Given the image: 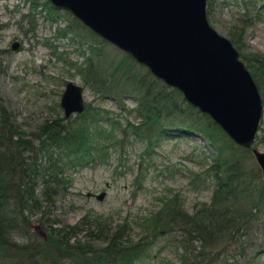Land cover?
Segmentation results:
<instances>
[{"label":"trees","instance_id":"1","mask_svg":"<svg viewBox=\"0 0 264 264\" xmlns=\"http://www.w3.org/2000/svg\"><path fill=\"white\" fill-rule=\"evenodd\" d=\"M256 1L240 0L235 23L258 7ZM36 3L30 0V9ZM43 4L56 10L47 0ZM249 17L230 34L238 48ZM68 31L80 42H93L83 62L66 60L79 72L83 85L100 97L116 99L125 110L121 98L130 93L136 100L131 110L138 120L121 126L108 110L86 103L82 111L44 119L26 133L0 99V264H134L152 244L168 238L177 248L176 259L163 258L162 264H253L259 250L251 239L264 208V181L259 168L245 162V157H252L250 149L232 142L208 115L126 53L119 50L118 57L103 56L98 42H108L73 16L57 34ZM238 52L263 104L264 54ZM169 131H195L216 150L206 168L213 180L207 202L187 211L178 192L168 193L156 210L143 216L144 231L136 239L127 233L124 222L112 228L97 219L90 224L83 217L73 224L55 225L58 219L50 216V207L65 182V168L103 158L108 146L130 135L144 142L142 155ZM260 139L256 134L254 143ZM32 218L44 235L32 228ZM80 229L84 230L82 238L76 237ZM97 240L102 244L97 245Z\"/></svg>","mask_w":264,"mask_h":264},{"label":"rangeland","instance_id":"2","mask_svg":"<svg viewBox=\"0 0 264 264\" xmlns=\"http://www.w3.org/2000/svg\"><path fill=\"white\" fill-rule=\"evenodd\" d=\"M36 1L30 9V0H0V99L21 130L29 133L44 119L62 116L58 100L67 80L83 87L84 105L90 103L108 110L121 126L127 120L137 122L131 110L136 100L130 93L121 98L125 110L116 99L100 97L83 85L79 72L66 61L83 62L87 47L93 43L91 39L80 42L71 31L63 36L57 34L72 15L63 9H48L44 0ZM255 3L258 7L248 11V15H241L238 23L235 17L240 11L237 8L240 0H206L205 11L211 25L230 41L231 32L235 34L238 25L250 16L239 41L240 48L232 44L239 51L264 54V0ZM13 41L17 46L12 49ZM98 45L107 58L121 53L110 43L99 41ZM258 127L262 129L257 131L261 139L254 146L264 150V103ZM119 131L115 127L116 136ZM169 132L142 155L144 142L130 135L108 146L103 158L65 168V182L50 207V216L58 219L55 225L73 224L83 217L90 224L97 219L112 228L124 222L127 233L136 239L144 231L143 216L156 210L168 193L178 192L187 211L207 202L213 180L206 168L216 150L195 131ZM244 159L248 166H257L253 156ZM101 191L103 196L96 198L95 194ZM31 223L33 229L44 235L37 220L32 218ZM254 229L251 242L259 251L253 264H264V208ZM83 233L80 229L76 237L82 238ZM167 240L156 241L134 264H162L163 258L175 260L177 248L173 241ZM96 243L102 244L99 240Z\"/></svg>","mask_w":264,"mask_h":264},{"label":"water","instance_id":"3","mask_svg":"<svg viewBox=\"0 0 264 264\" xmlns=\"http://www.w3.org/2000/svg\"><path fill=\"white\" fill-rule=\"evenodd\" d=\"M47 1L175 88L232 142L249 148L264 181V150L254 146L261 95L238 50L209 22L206 0ZM82 92L80 84L65 81L58 100L64 118L82 111Z\"/></svg>","mask_w":264,"mask_h":264}]
</instances>
